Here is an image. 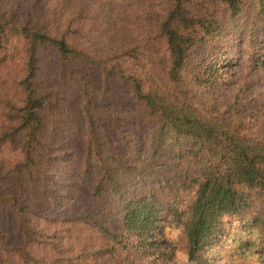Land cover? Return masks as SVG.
Wrapping results in <instances>:
<instances>
[{
	"label": "trees",
	"instance_id": "obj_1",
	"mask_svg": "<svg viewBox=\"0 0 264 264\" xmlns=\"http://www.w3.org/2000/svg\"><path fill=\"white\" fill-rule=\"evenodd\" d=\"M0 264H264V0H0Z\"/></svg>",
	"mask_w": 264,
	"mask_h": 264
}]
</instances>
